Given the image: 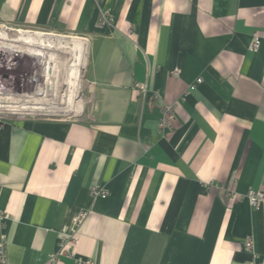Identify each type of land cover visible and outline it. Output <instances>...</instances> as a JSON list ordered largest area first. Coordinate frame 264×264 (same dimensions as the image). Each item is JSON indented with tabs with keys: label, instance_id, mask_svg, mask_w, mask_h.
<instances>
[{
	"label": "crops",
	"instance_id": "crops-1",
	"mask_svg": "<svg viewBox=\"0 0 264 264\" xmlns=\"http://www.w3.org/2000/svg\"><path fill=\"white\" fill-rule=\"evenodd\" d=\"M0 20L81 35L0 31V75L47 76L1 83L0 110L76 115L0 120L10 264H50L81 208L53 264L264 260V203L241 197L264 188V0H0Z\"/></svg>",
	"mask_w": 264,
	"mask_h": 264
},
{
	"label": "built area",
	"instance_id": "built-area-1",
	"mask_svg": "<svg viewBox=\"0 0 264 264\" xmlns=\"http://www.w3.org/2000/svg\"><path fill=\"white\" fill-rule=\"evenodd\" d=\"M104 21H106V19ZM260 45H261L260 36H255L251 44V50L256 52L259 49ZM173 74L175 76H179L180 70L178 68L174 69ZM202 80H203L202 77H198L195 83L190 85V89L191 90L195 89L197 84L202 82ZM163 113H164L163 118L159 124L160 128H164L169 124V121L174 113V105L173 104L165 105ZM91 193L95 197H101V198H106L109 194L108 190L105 187L99 185H93L91 187ZM241 197L246 198L251 206L255 208H259L262 205V203H264V188L258 190L251 188L244 195H241ZM88 214H89V209L81 208L73 215L70 230L61 233L59 249L57 253L51 255L49 260L50 264H53L57 260L58 255L66 254L69 245L76 246L79 243L77 232L79 231L81 225L87 218ZM7 218L8 215L3 210H0V222L6 221ZM244 247L247 251L253 250L254 240L252 237H248L245 240ZM77 262L78 264L92 263L90 259H83L82 257H77ZM0 264H10L8 261L6 246L4 242L0 243ZM257 264H264V260Z\"/></svg>",
	"mask_w": 264,
	"mask_h": 264
},
{
	"label": "rangeland",
	"instance_id": "rangeland-1",
	"mask_svg": "<svg viewBox=\"0 0 264 264\" xmlns=\"http://www.w3.org/2000/svg\"><path fill=\"white\" fill-rule=\"evenodd\" d=\"M1 28H21V29H26V30H37V31H44V32H52V33H57V34H65V35H73V36H81L77 34H66V33H58L50 29L49 27H32V26H27L21 23H7L4 21L0 20V31ZM84 37V36H83ZM14 66V67H13ZM8 73H1L0 75V84L8 81L10 83H14V85H18L21 88H24V86L27 85V82H33L39 89V91L42 90V92H45V88L43 87L44 85L42 84L47 80V76H45V73L42 71L40 72H32V71H26L24 70L21 65L14 63L12 65L11 69H6ZM43 73V74H42ZM19 74V75H18ZM40 82H42L40 84ZM35 85L32 87L34 88ZM45 94L41 95L44 96ZM51 117V118H73L76 115L73 114H64V113H53V112H15L13 110H0V120H20V119H25L27 117Z\"/></svg>",
	"mask_w": 264,
	"mask_h": 264
},
{
	"label": "bare ground",
	"instance_id": "bare-ground-1",
	"mask_svg": "<svg viewBox=\"0 0 264 264\" xmlns=\"http://www.w3.org/2000/svg\"><path fill=\"white\" fill-rule=\"evenodd\" d=\"M15 63L19 64V63H20V60H19V59L16 60ZM13 67H14V66H13ZM11 68H12V66H11L9 69H11ZM18 75H19V74H18Z\"/></svg>",
	"mask_w": 264,
	"mask_h": 264
}]
</instances>
